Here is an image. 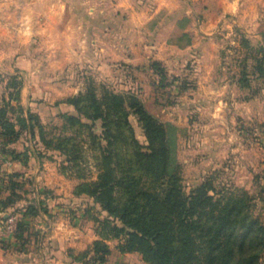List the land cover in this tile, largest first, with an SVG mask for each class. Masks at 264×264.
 I'll return each instance as SVG.
<instances>
[{
	"label": "crops",
	"instance_id": "0c3cea01",
	"mask_svg": "<svg viewBox=\"0 0 264 264\" xmlns=\"http://www.w3.org/2000/svg\"><path fill=\"white\" fill-rule=\"evenodd\" d=\"M238 36L257 41L264 50V0H0V72L19 70L24 78L21 102L40 116L73 112L63 102L82 90L73 72L85 67L84 53L100 47L127 52L133 83L145 89L150 60L161 62L169 74L181 73L193 82L192 109L203 113L207 101L212 119L228 130L233 116L252 114L246 105H234L241 101V88L237 78L227 76L222 58L225 40ZM106 37L109 43L103 41ZM123 40L126 47L120 45ZM25 44L33 45L36 58L8 61L11 53L14 58L26 52ZM100 67L92 68L98 72ZM9 147L17 153L29 148L24 163L3 156V172L19 173L26 183L17 205L44 201L47 211L30 219L40 241L31 238L24 252L16 251L14 239L0 245V264H75L69 252L84 251L97 239L93 222L76 210L81 201L73 195L77 180L61 173V157L39 156L29 139ZM16 214L21 219V212ZM111 243L106 264L115 256L138 254H122L118 242Z\"/></svg>",
	"mask_w": 264,
	"mask_h": 264
},
{
	"label": "trees",
	"instance_id": "16d2710c",
	"mask_svg": "<svg viewBox=\"0 0 264 264\" xmlns=\"http://www.w3.org/2000/svg\"><path fill=\"white\" fill-rule=\"evenodd\" d=\"M257 51L264 52L262 47ZM256 61L255 72L264 78V55ZM152 66L165 80L160 63ZM243 68L238 83L250 88L246 64ZM11 84L18 86L15 78ZM10 97L18 100L19 91ZM63 102L73 112L58 114L61 125L46 133L31 111L9 119L11 106L3 100L0 137L3 154L24 163L29 148L17 153L9 146L29 133L35 150L59 154L61 173L77 180L73 195L81 201L76 210L93 222L97 239L84 251H70L72 263L106 264L109 242L117 241L120 253H138L147 264H264V221L254 213L256 201L264 204V187L253 197L241 188L217 190L206 180L186 191L177 161L179 128L160 122L132 94L103 88L99 95L90 86ZM131 115L140 123L144 144L136 136ZM88 156L96 169L94 178ZM2 176L6 183L0 188V211L21 212L13 238L16 251L24 252L31 238L40 241L30 219L46 212L47 206L40 201L19 207L25 181L19 173Z\"/></svg>",
	"mask_w": 264,
	"mask_h": 264
},
{
	"label": "rangeland",
	"instance_id": "374dc122",
	"mask_svg": "<svg viewBox=\"0 0 264 264\" xmlns=\"http://www.w3.org/2000/svg\"><path fill=\"white\" fill-rule=\"evenodd\" d=\"M92 38L97 39L96 37ZM106 38L103 41L109 43L110 37ZM245 39L247 38L244 36H238L237 38L229 37L225 40L226 48L222 58L226 66L227 76H233L238 80L243 77V66L246 64L250 88H241L239 85L241 101L239 103L235 100L234 105H246L252 114L233 116L232 124H230L231 126L228 125V130L225 127L226 124L215 123V120L212 119L208 111L209 105L207 104L209 103H206L207 101L203 103L205 106L203 113L197 114L195 109H192L195 102L190 95L193 82L185 76L183 78L181 73L178 74L179 76L169 74L165 66L157 60H150L145 67L144 73L147 74L148 81L146 89L144 86L133 83L132 72L125 62L129 56L123 50L117 52L102 51L99 47L97 50L93 49V51L84 53L81 62L85 63V67H78L73 72L72 77L83 84L82 90L78 94L85 92L90 86L95 87L96 93L99 95L103 88L116 93L132 94L160 122L178 125L177 161L181 166L183 186L186 191L206 180H211L217 190L228 189L232 191L241 188L245 189L251 196L258 197L260 189L264 187V78H261L257 71L255 72L257 70L255 67L257 65L256 59L264 55V52L257 51V47H260L257 41L253 42V40L248 39L247 45L244 42ZM180 40H182L181 37ZM123 41L120 42V45L124 44L123 46L126 47L127 42ZM25 47L27 48L26 52H20L14 58L15 53H11L8 61L16 62L17 57L22 58L24 62L35 59L38 52L33 49V45L25 44ZM3 54V52L0 53V60L3 59L1 58ZM191 60L193 59L191 58ZM154 62L160 63L165 70V80H161V74L155 71L152 66ZM95 64L103 67H100L101 69L97 72L92 68ZM16 71L19 72L18 69ZM18 72L9 74L0 72V106L4 105L3 100L10 103L11 109L8 111V117L12 120H16L18 115H24L31 111V108L24 106L21 102L24 78ZM143 76L145 78V75ZM11 78L17 80L18 86L11 84ZM17 90L19 91V99L14 100L10 95L15 94ZM20 108L22 113L19 111ZM37 115L38 121L43 124L46 133H51L55 125L59 126L62 123V120L51 114ZM130 119L136 136L144 144L143 131L137 117L131 115ZM97 132H100L99 128H97ZM22 138L33 142L27 132L23 134ZM1 145L4 147L0 139ZM39 152L61 157L59 154L47 152L43 148L36 150L38 155ZM88 160L90 176L94 178L96 169L90 156H88ZM26 187L30 189L31 185L28 184ZM254 213L264 221V204L261 201H256ZM0 245H6V242L0 241ZM111 245L114 246V241ZM111 264L147 263L142 260L140 254H134L120 260L115 256L111 259Z\"/></svg>",
	"mask_w": 264,
	"mask_h": 264
},
{
	"label": "built area",
	"instance_id": "2783aa9c",
	"mask_svg": "<svg viewBox=\"0 0 264 264\" xmlns=\"http://www.w3.org/2000/svg\"><path fill=\"white\" fill-rule=\"evenodd\" d=\"M7 165V162L3 159V147L0 146V188L6 183V179H3V168ZM18 222L17 214L4 213L0 215V241L8 242L13 238L16 225Z\"/></svg>",
	"mask_w": 264,
	"mask_h": 264
}]
</instances>
